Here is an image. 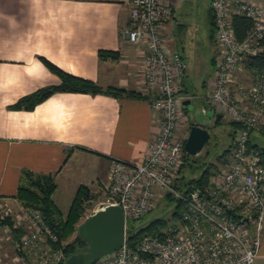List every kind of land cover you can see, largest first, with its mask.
Wrapping results in <instances>:
<instances>
[{"label":"built area","instance_id":"built-area-1","mask_svg":"<svg viewBox=\"0 0 264 264\" xmlns=\"http://www.w3.org/2000/svg\"><path fill=\"white\" fill-rule=\"evenodd\" d=\"M129 4L123 36L145 46L142 71L147 87L156 90L151 106L159 112L158 129L141 161H110L99 208L120 206L125 233L130 221L153 210L167 193L180 199L183 209L161 236H142L134 246L126 243L125 236L118 249L91 264H253L264 232V167L259 151L248 149L247 140L250 132H264V69L249 70L248 82L239 81L238 72L246 58L262 50L264 0H210L220 55L201 109L205 112L203 105L208 104L241 126L235 130L225 168L206 185L192 186L186 193L174 185L184 153L175 132L183 117L182 101L196 96L182 91L186 64L166 46L164 28L173 13L172 0H129ZM234 15L252 21L241 40L232 26ZM0 228L12 244V264L64 261L62 247L54 246L57 237L39 208L19 203L14 209L0 203Z\"/></svg>","mask_w":264,"mask_h":264},{"label":"crops","instance_id":"crops-1","mask_svg":"<svg viewBox=\"0 0 264 264\" xmlns=\"http://www.w3.org/2000/svg\"><path fill=\"white\" fill-rule=\"evenodd\" d=\"M176 3L164 37L183 58L184 46L173 36L181 26L173 17ZM129 20V0H0V203L14 209L22 203L15 194L23 169L51 173V198L65 215L80 186L92 197L103 191L112 159L144 158L159 112L151 106L156 90L147 87L142 71L145 46L123 36ZM100 49L119 57L100 59ZM43 59L142 97L55 92L31 109L12 108L22 96L60 82ZM191 83L186 76L184 93L196 90ZM253 264H264V232Z\"/></svg>","mask_w":264,"mask_h":264},{"label":"trees","instance_id":"trees-1","mask_svg":"<svg viewBox=\"0 0 264 264\" xmlns=\"http://www.w3.org/2000/svg\"><path fill=\"white\" fill-rule=\"evenodd\" d=\"M210 23L215 27V19L212 9H209ZM232 26L238 40H241L245 37L247 32L252 27L251 19L242 16V15H234L232 16ZM262 50L257 56L248 57L244 60V66L248 70L252 69H264V37L261 40ZM98 56L100 59L103 58H112L117 59L119 54L115 51L103 50L100 49L98 51ZM215 59H212V63H214ZM44 64L50 69L53 73H55L60 82L57 85H50L46 87H42L37 89L36 91L29 93L27 95L19 98L11 107L12 108H25L31 109L37 103L43 101L45 98L50 96L55 92H81V93H89V94H106L114 97L128 96V97H142L139 92L127 90L121 87H113V86H100L98 83L86 79L83 77H79L76 75H72L67 73L49 62L46 59H43ZM183 91V89H182ZM220 120L215 124L218 125ZM230 124L234 127V131L231 132V142L229 146H227L221 154L217 156V160L220 162L222 166H226L228 164L227 157L230 155L231 147H232V139L235 133L236 128L240 127L241 124L237 121H230ZM204 127H208L204 125ZM209 128V127H208ZM262 133V131H259ZM250 132L249 138L247 140L248 149H253L255 151H259L261 164L264 167V147L257 144L254 140L256 136H254ZM185 142V141H184ZM183 163L180 167V173L182 174V170L187 167L190 168L193 165L191 162V156L186 153L184 149V153L182 156ZM200 161V160H199ZM201 172L194 177H190L187 180L180 175L178 181L174 184L175 187L181 190L183 193H186L190 187L196 185H206L209 182L210 177L216 172L220 171V168L212 163V162H200ZM55 182L53 175L51 173H35L28 169H23L21 171L17 192L15 194V198L22 202V204H30L34 207L39 208L42 211L43 218L45 223L50 227L52 232L56 235L57 241L54 246L62 247L65 258L79 251H87V244L84 240H82L76 233V224L79 221L80 217L84 212L85 204L88 200L92 198L89 190L83 186H80L75 196L72 200L71 205L65 215L62 216L61 212L55 206L52 201L51 195L55 190ZM163 201H167V203L173 204L171 208V215H158L154 218H151L141 224L135 225L134 223H128L126 227V243L130 246H134L135 243L142 237L146 235L150 236H161V231L167 228L171 223L177 221L181 217V211L183 209V202L178 199L172 197L169 193H167L163 199ZM160 200V201H161ZM8 223H11L9 219H7ZM15 236L17 237L20 234V231H14ZM75 233V234H74ZM74 234L72 239H69ZM69 239V240H68ZM61 264H64L62 261Z\"/></svg>","mask_w":264,"mask_h":264},{"label":"rangeland","instance_id":"rangeland-1","mask_svg":"<svg viewBox=\"0 0 264 264\" xmlns=\"http://www.w3.org/2000/svg\"><path fill=\"white\" fill-rule=\"evenodd\" d=\"M176 2H179V5L176 3L173 17L181 24V26H176L173 36H175L179 45L181 44L184 46L182 54L183 60L186 64L187 80L189 83L193 82L190 84L191 87H198H196L195 91H187L188 94L196 96L192 101L193 109L186 113L183 109L182 121L178 125L175 136L183 141L184 145L189 126L192 123L208 126L209 128H207L210 133L209 144L205 145L197 154L190 155V160L194 166L190 168L185 167L182 170L181 175L187 180L190 177L197 176L201 172L200 162L202 161L212 162L216 164L220 170L225 168L217 160V156L229 146L231 142L230 133L234 131V127L230 124L231 120H229L226 115H222L223 117L220 120V123L215 125L213 119L208 118L205 115V112L201 109L202 100L200 98L209 92L212 87L215 66L220 55L218 50L219 47L215 43V27L211 25L209 19V0H176ZM214 56L215 61L212 63L211 59ZM250 78L251 74L249 73V70L241 64L238 72L239 81L243 80L248 82ZM206 81L208 82V86L202 88ZM254 136H256L254 141L264 147V133H259L257 135L254 134ZM229 158L230 155L227 157L228 162ZM104 197L105 194L103 190L100 194H96L95 197H92L87 201L84 207V212L77 222L76 227L86 218V215H90V213L102 206L101 202L104 201ZM172 207L173 204L161 200L156 204V207L153 210L136 221H130L129 224H141L158 215H171ZM65 215L62 214L63 217H65ZM74 234L69 239H72ZM13 254L11 242L6 239L5 234L0 228V263L12 264Z\"/></svg>","mask_w":264,"mask_h":264},{"label":"water","instance_id":"water-1","mask_svg":"<svg viewBox=\"0 0 264 264\" xmlns=\"http://www.w3.org/2000/svg\"><path fill=\"white\" fill-rule=\"evenodd\" d=\"M205 115L216 124L222 119V113L216 112L208 104L203 105ZM185 113L193 109L189 99L182 101ZM210 142L207 127L192 123L189 126L184 142L187 154L195 155ZM76 234L87 244V251H79L68 255L64 264H91L100 256L118 249L125 238L124 215L120 206L106 205L86 217L76 227Z\"/></svg>","mask_w":264,"mask_h":264}]
</instances>
